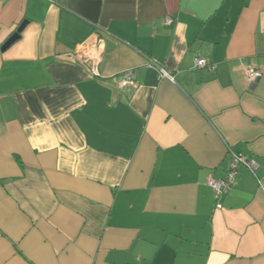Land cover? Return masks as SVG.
Here are the masks:
<instances>
[{
	"label": "crops",
	"instance_id": "crops-1",
	"mask_svg": "<svg viewBox=\"0 0 264 264\" xmlns=\"http://www.w3.org/2000/svg\"><path fill=\"white\" fill-rule=\"evenodd\" d=\"M0 264H264V0H0Z\"/></svg>",
	"mask_w": 264,
	"mask_h": 264
},
{
	"label": "built area",
	"instance_id": "built-area-1",
	"mask_svg": "<svg viewBox=\"0 0 264 264\" xmlns=\"http://www.w3.org/2000/svg\"><path fill=\"white\" fill-rule=\"evenodd\" d=\"M164 23L169 25L171 23V19L167 18ZM91 62H87V68L91 70L92 75L98 76L96 67ZM194 66L196 69H208V70L213 69V67L209 65V63L203 58H195ZM148 67L154 69L158 73L160 79H169V80L173 79L172 73L166 70L163 66L159 65L153 59L148 60ZM245 77H246L247 87L249 89H252L262 77V73L259 70L255 69L254 67L248 65L245 68ZM117 80L121 87H125L128 85L136 86V81L134 80V76L132 72H126L118 76ZM241 166H245L252 171L257 170L258 167L253 160L247 159L241 154H231L228 170L225 177L223 179L209 178L207 180V185L213 191L216 209L221 208L220 201L222 197L225 194H227L230 191V189L235 185L236 176Z\"/></svg>",
	"mask_w": 264,
	"mask_h": 264
},
{
	"label": "water",
	"instance_id": "water-1",
	"mask_svg": "<svg viewBox=\"0 0 264 264\" xmlns=\"http://www.w3.org/2000/svg\"><path fill=\"white\" fill-rule=\"evenodd\" d=\"M26 25V21H23L19 27L17 28L16 32L5 42V44L2 46V50H5L7 47H9L14 41H16L19 37L20 32Z\"/></svg>",
	"mask_w": 264,
	"mask_h": 264
}]
</instances>
